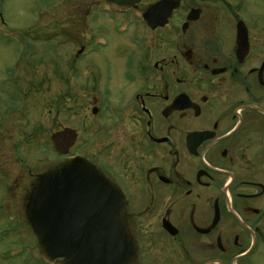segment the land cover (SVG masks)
Returning <instances> with one entry per match:
<instances>
[{"label": "flooded vegetation", "instance_id": "1", "mask_svg": "<svg viewBox=\"0 0 264 264\" xmlns=\"http://www.w3.org/2000/svg\"><path fill=\"white\" fill-rule=\"evenodd\" d=\"M160 1L123 12L92 4L73 63H88L102 124L87 142L74 129L66 157L121 189L132 264H264V0H174L151 27L143 15Z\"/></svg>", "mask_w": 264, "mask_h": 264}, {"label": "rangeland", "instance_id": "2", "mask_svg": "<svg viewBox=\"0 0 264 264\" xmlns=\"http://www.w3.org/2000/svg\"><path fill=\"white\" fill-rule=\"evenodd\" d=\"M97 1L0 0V264H43L24 207L38 175L63 159L53 152L51 135L72 128L87 142L102 124L91 113L88 63H73L92 30L87 15ZM154 1L141 0L140 6ZM106 21L100 17L95 29L106 30ZM25 242L34 250L19 253L17 244Z\"/></svg>", "mask_w": 264, "mask_h": 264}, {"label": "water", "instance_id": "3", "mask_svg": "<svg viewBox=\"0 0 264 264\" xmlns=\"http://www.w3.org/2000/svg\"><path fill=\"white\" fill-rule=\"evenodd\" d=\"M123 11L139 0H108ZM174 0H162L144 14L151 27L165 24ZM170 13L154 14L160 8ZM76 131L64 128L51 135L53 150L67 155ZM25 214L38 238V250L48 264H132L137 243L125 220V197L95 165L69 157L41 173L26 202Z\"/></svg>", "mask_w": 264, "mask_h": 264}]
</instances>
